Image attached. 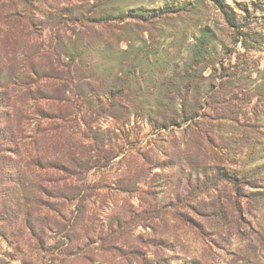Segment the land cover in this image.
<instances>
[{
    "label": "rangeland",
    "instance_id": "374dc122",
    "mask_svg": "<svg viewBox=\"0 0 264 264\" xmlns=\"http://www.w3.org/2000/svg\"><path fill=\"white\" fill-rule=\"evenodd\" d=\"M225 4L0 0V264H264V0Z\"/></svg>",
    "mask_w": 264,
    "mask_h": 264
},
{
    "label": "trees",
    "instance_id": "16d2710c",
    "mask_svg": "<svg viewBox=\"0 0 264 264\" xmlns=\"http://www.w3.org/2000/svg\"><path fill=\"white\" fill-rule=\"evenodd\" d=\"M25 4H33L35 2H42V1H45V0H23ZM215 1V4L218 6L219 9L225 11V8L227 7V5L225 4V0H214ZM227 16H228V19H229V16L230 14L227 13ZM231 18L229 19V21L231 22ZM232 25H234V23L232 22ZM206 38V37H204ZM204 43V42H202ZM50 79H52V77H49ZM48 118L49 120H57L58 118L57 117H51V116H48L46 117ZM40 129V128H39ZM53 169H56L57 171L58 170H61L63 171L64 173H67L69 175V172L66 168V166L64 164H61V163H56L55 166L52 167ZM229 177V178H228ZM223 177L222 179H224L225 181H228L229 183H231L235 189H236V193L239 195L241 194V187H240V182L238 181L237 178H233V177ZM57 181V180H56Z\"/></svg>",
    "mask_w": 264,
    "mask_h": 264
}]
</instances>
